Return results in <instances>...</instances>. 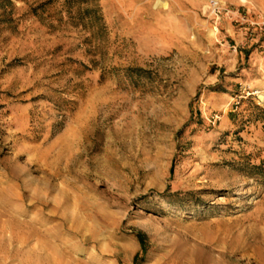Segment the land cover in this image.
I'll return each mask as SVG.
<instances>
[{"label":"rangeland","instance_id":"obj_1","mask_svg":"<svg viewBox=\"0 0 264 264\" xmlns=\"http://www.w3.org/2000/svg\"><path fill=\"white\" fill-rule=\"evenodd\" d=\"M45 1L0 2V264H264V0H99V47Z\"/></svg>","mask_w":264,"mask_h":264},{"label":"trees","instance_id":"obj_2","mask_svg":"<svg viewBox=\"0 0 264 264\" xmlns=\"http://www.w3.org/2000/svg\"><path fill=\"white\" fill-rule=\"evenodd\" d=\"M4 5L16 7L12 0H0ZM52 1H45L38 6L32 8L30 13L37 15L39 11L46 10L51 5ZM61 9L62 19L69 22L74 27H79L89 33L90 38L93 39L97 46L102 42L101 39L107 34V27L102 12V7L99 0H65ZM194 102L191 103V111L193 113ZM245 169V168H244ZM249 175L260 181L264 185V161L258 164H249L246 166ZM138 241L140 242L142 251H146V240L143 234H138ZM140 253H138L134 262L138 263Z\"/></svg>","mask_w":264,"mask_h":264}]
</instances>
